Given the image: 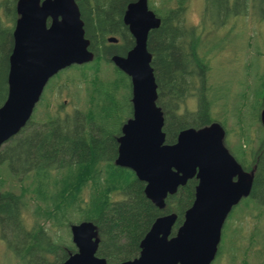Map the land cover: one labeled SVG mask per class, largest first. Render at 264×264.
Returning a JSON list of instances; mask_svg holds the SVG:
<instances>
[{
	"label": "trees",
	"instance_id": "16d2710c",
	"mask_svg": "<svg viewBox=\"0 0 264 264\" xmlns=\"http://www.w3.org/2000/svg\"><path fill=\"white\" fill-rule=\"evenodd\" d=\"M132 1L75 0L84 23L85 38L90 41L89 50L94 54L92 63H110L112 56H125L133 48V39L122 22L126 7ZM229 1L205 0V3L209 9L208 5L217 2L226 6ZM162 2L159 7L148 4L160 19V26L149 32L147 51L152 56L151 67L157 84L156 105L163 113L165 144L172 145L180 131L201 129L217 118L210 113L211 106L206 97L208 68L188 36L193 29L181 20L184 5L171 9L170 0ZM16 3L17 0H0V107L7 97L8 60L18 19ZM157 10L163 13L158 14ZM109 37H115L118 43L107 44ZM99 68L95 82L100 85L105 82L107 89L99 93L98 101L92 102L93 111L87 114L77 110L67 113L71 115L46 117L40 124L30 118L0 149V238L20 264H26L31 251L37 247L29 240L37 234L44 240L43 245H38L43 248L40 249L41 256L58 252L63 256L57 261L61 264L69 253H74V247L70 242L63 244L62 238L52 243L41 225L49 222L58 227L61 221L58 220L69 213L71 217L76 214L77 220L80 219L78 222L92 221L96 226L100 239L97 256L104 258L106 264L132 260L139 255V243L156 218L171 213L177 216L171 231L173 236L194 201L197 181L192 179L174 195L167 196L165 207L160 210L145 197V184L137 180L132 171L114 165L118 154L116 139L121 136L122 125L132 116L131 86L127 76L116 68L117 75L111 78L109 75L110 80L100 77L103 70L99 72ZM91 71L83 68L81 72L87 87L91 83ZM123 84H129L127 104L131 114L121 113L123 98L116 96V89ZM86 91L89 93L87 88ZM191 99L195 110L180 113L179 107ZM261 108L262 105L259 111ZM56 114L64 113L57 111ZM241 114L245 116L246 111ZM109 121L112 126H106ZM244 126L234 150L226 141L224 144L241 167L254 174L250 195L238 205L242 210L240 218L244 209H252L255 217L263 219L264 128L259 119L257 127L263 134L247 124ZM7 185L8 190H5ZM87 188L88 197L84 199L82 191ZM29 202L35 205L36 225L31 229L26 227L23 219ZM70 221H67L69 225L76 222ZM255 229L257 238L260 230ZM236 250L235 245L233 252ZM217 254H220L219 249Z\"/></svg>",
	"mask_w": 264,
	"mask_h": 264
},
{
	"label": "water",
	"instance_id": "95a60500",
	"mask_svg": "<svg viewBox=\"0 0 264 264\" xmlns=\"http://www.w3.org/2000/svg\"><path fill=\"white\" fill-rule=\"evenodd\" d=\"M16 14L7 97L0 107V148L30 120L50 78L94 58L75 0H17ZM122 22L134 46L125 56L110 60L130 79L132 118L116 139L114 164L132 171L145 184V197L160 210L167 196L188 180L195 178L197 185L175 234L171 236L174 213L156 218L139 243L138 257L120 264H211L227 217L250 195L253 171L246 172L230 154L224 145L225 130L217 122L184 129L174 144H165L152 56L147 51L148 34L160 26V19L149 9L148 0H133ZM259 120L264 128V100ZM70 234L76 252L62 264H106L96 254L100 239L92 222L71 225Z\"/></svg>",
	"mask_w": 264,
	"mask_h": 264
},
{
	"label": "rangeland",
	"instance_id": "374dc122",
	"mask_svg": "<svg viewBox=\"0 0 264 264\" xmlns=\"http://www.w3.org/2000/svg\"><path fill=\"white\" fill-rule=\"evenodd\" d=\"M148 3L159 7L163 2L148 0ZM216 3L212 4L213 8L208 5L209 9L206 8L205 0H170L168 5L171 9L179 4L184 5L181 20L186 27L193 29L188 36L208 68L206 97L211 106L210 113L225 128L224 141L234 150L244 124L263 134L257 124L264 98V0H230L226 6ZM160 11L157 10V13L161 14ZM82 66L85 67L72 66L49 80L35 106L32 119L40 124L46 117L71 115L67 113L77 110L87 114L93 111L92 102L98 101L99 93L107 89L105 82L102 85L95 82L97 69L100 67L99 72L103 70L99 76L104 80H110L111 76L117 75V71L107 62L100 64L96 61ZM83 68L92 69L93 75L88 87L81 76ZM86 88L89 93H86ZM116 92L118 99L123 98L121 113L131 114V108L127 104L130 97L129 84H123ZM179 109L180 113L194 111V100H189L187 104L184 102ZM57 111H63L64 114H56ZM244 111L245 116L241 114ZM106 126H112V122L109 121ZM251 133L253 134L252 131ZM5 190H8V185ZM88 193L89 188L83 189L84 199H87ZM34 207L29 202L23 215L28 229L36 225ZM254 213L252 209H244V215L240 218L242 210L238 206L233 209L222 229L220 254H217L212 264H264V218L255 217ZM70 219L76 220L72 224L83 221L78 222L80 219L77 220V215L71 217L69 213L58 220H61L59 228L49 222L41 223L45 236L52 243L62 238L63 244L66 241L73 246L68 224ZM257 227L260 233L257 232L256 238L254 232ZM34 237L29 240L37 247L31 251L26 264H57L63 257L62 254L50 252L41 256L40 249L43 248L38 245H43L44 240L38 234ZM235 245L237 250L233 252ZM18 261L0 238V264H20Z\"/></svg>",
	"mask_w": 264,
	"mask_h": 264
},
{
	"label": "flooded vegetation",
	"instance_id": "af4514ba",
	"mask_svg": "<svg viewBox=\"0 0 264 264\" xmlns=\"http://www.w3.org/2000/svg\"><path fill=\"white\" fill-rule=\"evenodd\" d=\"M247 172H248V171H247ZM191 180H192V179H191ZM196 181H197V180H196ZM67 254H68V253H67ZM71 255H72V254L69 253L68 256H67V258H68L69 256H71ZM67 258H66V259H67Z\"/></svg>",
	"mask_w": 264,
	"mask_h": 264
}]
</instances>
